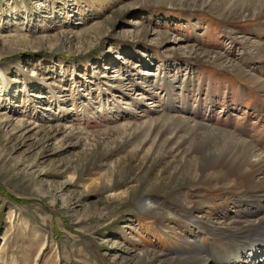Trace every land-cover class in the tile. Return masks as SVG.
<instances>
[{
  "label": "rangeland",
  "instance_id": "rangeland-1",
  "mask_svg": "<svg viewBox=\"0 0 264 264\" xmlns=\"http://www.w3.org/2000/svg\"><path fill=\"white\" fill-rule=\"evenodd\" d=\"M229 1L0 0V114L43 126L19 145L0 125V264H197L194 244L230 245L257 212L244 184L195 180L162 121L264 152V98L244 79L264 76L244 41L264 40V7L232 18ZM51 125L67 129L49 139Z\"/></svg>",
  "mask_w": 264,
  "mask_h": 264
},
{
  "label": "bare ground",
  "instance_id": "bare-ground-1",
  "mask_svg": "<svg viewBox=\"0 0 264 264\" xmlns=\"http://www.w3.org/2000/svg\"><path fill=\"white\" fill-rule=\"evenodd\" d=\"M245 1L248 0H233V2L231 1L230 4H226L227 6H232V4H234V13H231L233 11L230 12V10H225V14L227 15L224 14V16L232 18H244L247 15H255L262 12L261 10L264 5L257 4L258 1L255 3L256 5L251 4L252 2L247 4ZM221 14H223V11ZM244 41H246V45L252 49V51H255L258 54H264V40H254L247 38L244 39ZM218 56L229 64H232L233 67L238 68V70L242 68L239 60L229 58L226 53H218ZM244 75V79L248 82V84L253 86L257 91L261 92L262 97L264 98V76H255L249 71H244ZM157 106L159 107V105L155 103L152 107L156 108ZM158 111H155V113H160ZM4 115L5 114H0V125L3 127V129H9V127L12 125V136L16 140H19V145L26 141V136L30 131L35 130L36 128H43L41 125H36L35 122L33 123L18 118L11 119L8 115ZM162 118V121L169 119L167 122H165L168 125L167 129L170 130L171 127L173 129L180 128L178 130L171 129L174 136H177L178 132L182 131V133L185 134L184 136H186L188 139L186 144L185 142L181 143L179 146L177 145L176 149L179 155L184 154L182 157L185 155L187 156L188 159L186 162H189L193 168L200 167V171H194V173L197 175V179L195 180H198L199 177H202L204 173H207L208 171H211L210 174L213 176L214 180L217 181V183H225L232 178H239V181L243 183L245 186L244 188H246L244 195L248 200V207L250 208L249 211H257L249 214L252 215V219L246 220L247 223H244L241 220L232 221L233 224H231L232 228L230 234L231 239L229 240L230 245L223 246L218 253L211 251L213 249V245L211 243V245L194 244L193 249L195 252L193 253V262L197 264H228V262L232 261L233 264H261L257 254L264 251V183L259 185L258 182H264V152L259 151L252 141L240 138L239 136H236L230 132L214 129L208 125H200L196 122L190 123L189 120H181L174 116H164ZM50 127L51 136H49V139L55 137L58 133H63L67 129L60 127L59 125H51ZM3 135H5V133ZM7 139L9 141V136ZM48 140L47 142H49ZM209 140L212 142L207 145ZM142 172L143 169H140V171L136 174L140 176ZM171 193L172 195H177L178 198L180 197L179 189L174 188ZM180 198H183V196ZM146 200L148 207L157 206V200L155 198L150 197ZM174 206L175 205H172V207ZM170 209L168 210L170 211ZM202 225L203 224H197V226L203 228ZM212 226L214 228L210 233L215 234L216 232L218 233V231H220L218 226ZM210 246L211 250H209ZM255 247L260 248L256 251V249H254Z\"/></svg>",
  "mask_w": 264,
  "mask_h": 264
}]
</instances>
